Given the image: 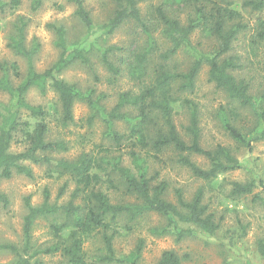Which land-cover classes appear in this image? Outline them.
<instances>
[{
    "label": "rangeland",
    "instance_id": "rangeland-1",
    "mask_svg": "<svg viewBox=\"0 0 264 264\" xmlns=\"http://www.w3.org/2000/svg\"><path fill=\"white\" fill-rule=\"evenodd\" d=\"M2 1L9 3L10 0ZM164 1L147 0L140 3V23L127 21L110 35L101 33L89 35L75 15L76 6L73 0H47L35 11L31 9V0H20L18 7L10 8L7 5L3 11L0 10V63L17 65L19 78L13 76L11 72L9 74L11 83L18 85L27 72V60L15 54L8 44L15 25L23 18L26 22V46L37 48L33 56L34 69L37 72L45 71L59 58L60 50L56 45L55 28H62L70 48H92V51L86 54L89 64L75 61L61 72L60 77L81 90L91 88L105 94L102 105L110 111L117 103L120 92L135 93L143 85L132 79L130 74L137 54L148 55L146 73L153 76L162 65L168 66L171 70L177 68L179 72H186L197 55L195 51L209 53L216 47L215 39L209 38V33L200 26L192 33L190 46L179 50L169 60H164L161 56L170 49V44L163 37L154 15V9ZM195 1L172 5L171 14L183 24L191 19L197 22ZM232 1L241 14L242 25L245 26L232 44L231 52L239 57L241 64V69L233 74L249 83L250 94L255 102L261 101L264 106V41H260L258 45L254 44L258 21H264V9L259 12L253 11L250 8H242L245 0ZM115 4V0H84L86 11L97 25H103L111 18ZM110 46L116 49L109 54V58L121 71V75L115 79L110 77L101 62L102 51ZM2 76L0 70V79ZM25 97L30 104L42 105L50 113L47 119L48 138L61 140L68 146L65 152L51 154L52 159L74 160L83 154L93 157L103 155L109 158L119 157L124 166L135 169L129 153L132 149L139 152L140 146L131 147L126 138L116 146L117 144L106 134V124L99 118L89 126L87 124L89 109L83 102L77 101L74 104V123L63 128L59 122V115L54 114L58 101L51 89L42 94L36 88H31ZM180 97L197 104L201 146L208 150L218 145L227 148L239 162L240 168L221 174L214 181L206 183L192 176L186 167L177 164V157L172 152L157 154L151 147H146L141 151V155L148 154L146 156L149 163L148 175L154 176L153 184L160 181L167 183L165 198L170 203L177 205L175 195L177 189L182 192L185 201L192 200L196 191L202 189L203 204L207 211L213 214L219 229L215 234L208 235L194 227L180 224L188 233L177 240L172 234L161 235L151 232L152 229L162 230L167 226L166 219L156 213L143 214L129 223H126L125 217H121L123 225L130 226V230H120L115 236L113 246L116 258L131 255L141 241L139 264H155L165 251H174L181 258V264H264V257L258 252L260 243L264 244V138L253 140L257 130L261 129L255 114L249 107H240L230 101L222 90L210 83L208 66L205 64L201 66L196 77L194 90L191 93H183ZM9 101V95L0 90L2 105L0 113ZM22 117L25 120L29 119L25 112ZM188 121L189 110L176 103L173 122L186 140H189L185 135ZM225 121H229L246 135L244 144L237 143L228 135L224 129ZM113 130L121 137L128 138L130 135L128 123L122 120L114 122ZM22 150L23 145L19 142L11 146L12 152ZM190 159L199 167H208V161L202 156L192 155ZM25 164L32 169V178L13 174L9 179L0 180V192L9 200L6 207L0 204V264L15 263V255L3 246L20 247L22 244L25 200L28 198L32 205H40L44 199V192L47 191L50 203L62 205L70 200L71 193L76 188L75 182L69 176L56 175L44 165ZM106 178L103 177V182H99L96 189L104 192L112 204L137 203L135 197L124 190L117 174L111 175V182L106 181ZM250 182H254L250 194L241 196L232 194L234 183ZM60 192L62 196L59 197ZM49 226L50 219L40 218L35 222L32 234V244L35 248L49 246L55 241ZM84 246L86 262L89 264L94 257L103 252L100 237L90 239ZM35 260L39 264H67L59 253L38 255L31 262Z\"/></svg>",
    "mask_w": 264,
    "mask_h": 264
},
{
    "label": "trees",
    "instance_id": "trees-1",
    "mask_svg": "<svg viewBox=\"0 0 264 264\" xmlns=\"http://www.w3.org/2000/svg\"><path fill=\"white\" fill-rule=\"evenodd\" d=\"M45 1L47 0H31V9L38 10ZM73 1L76 6L75 15L89 35L97 33L110 35L127 21L140 23L139 4L147 0H115V11L103 25L93 23L84 7V0ZM192 1L195 0H165L154 9L161 33L170 44V49L161 57L167 61L179 50L190 46V37L200 26L209 33V38L215 39L216 47L209 53L195 51L197 55L186 72H179L177 68L171 70L168 66L162 65L153 76L146 73L148 55L137 54L130 74L132 79L143 85L135 93L120 92L117 103L110 111L102 105L105 94L91 88L81 90L60 77L61 72L75 61L89 64L86 54L91 52L92 48H70L65 31L62 28H55L56 45L60 50L59 58L45 71L37 72L33 66V56L37 48L26 46V22L23 18L18 20L8 46L15 54L27 60V72L21 82L14 85L10 81L9 72L19 78L17 65L0 63V70L3 73L0 90L10 97V101L0 113V180L9 179L13 174L32 178V169L25 164L31 163L44 165L56 175L69 176L75 182L76 188L71 193L70 200L62 205L50 203L47 191L44 192V199L40 205H32L28 198L25 200L22 244L20 247L3 246L15 255L14 264H39L37 260L31 261L38 255L58 253L65 258L67 264H89L86 262L84 245L95 237L101 238L103 252L94 257L91 264L101 262L139 264L141 241L131 255L116 258L113 246L115 236L120 230H130V226L123 225L121 217H125L126 223H129L143 214L156 213L166 219L167 226L162 230L152 229L151 232L161 235L172 234L177 240L188 233L180 224L194 227L208 235L215 234L219 229L213 214H210L203 204L202 189H198L190 201H185L182 192L177 189L175 190L177 205L170 203L165 198L167 183L160 181L153 184L154 176L148 175L149 163L146 157L148 154L141 155V151L146 147H151L157 154L172 152L177 157V164L186 167L192 176L206 183L214 181L221 174L240 168L239 162L227 148L218 145L208 150L201 146L197 104L180 97L181 94L194 90L196 77L204 64L208 66L210 83L222 90L230 101L240 107H249L255 114L261 129L257 130L253 140L264 138V106L261 101L255 102L250 94L249 83L233 74L241 69L239 57L231 52L237 34L245 27L241 23L240 12L234 7L232 0H196L198 21L194 22V19H191L183 24L171 14L170 8L172 5ZM7 5L16 8L20 5V0H10L9 3L0 0V10L3 11ZM241 6L259 12L264 9V0H245ZM254 37V44L258 45L260 41H264V21H258ZM115 49L114 46H110L101 53V62L112 79L121 75L120 69L109 58V54ZM31 88H36L42 94L51 89L56 94L58 106L54 114L59 115V122L63 128L74 123L73 107L80 101L89 109L87 118L89 126L99 118L106 124L108 129L106 134L117 144L116 146L124 138L131 147L140 146L139 152L132 149L129 153L135 171L124 166L119 157L109 158L103 155L93 157L83 154L74 160L52 159L51 154L65 152L68 146L61 140L48 138L47 119L50 113L42 105L27 102L25 96ZM176 103L189 110V121L185 127V135L189 140L179 133L173 122ZM23 112L29 119L25 120L22 117ZM120 120L129 125L128 138L119 136L113 130L114 122ZM224 129L237 143L246 142V135L229 121H225ZM16 142L23 145L22 151H11L12 144ZM192 155L204 157L208 161V167L196 165L190 159ZM112 174H117L124 190L133 195L137 203L112 204L104 192L96 189V185L103 182L104 176L107 177L106 181L111 182ZM253 187L254 182L234 183L232 194L247 195L252 192ZM61 192L59 197L62 196ZM8 203L7 196L0 192V204L6 207ZM40 218L50 219L49 227L55 241L49 246L37 249L32 244V234L34 224ZM258 252L264 257L263 243H260ZM155 264H181V258L174 251H165Z\"/></svg>",
    "mask_w": 264,
    "mask_h": 264
}]
</instances>
